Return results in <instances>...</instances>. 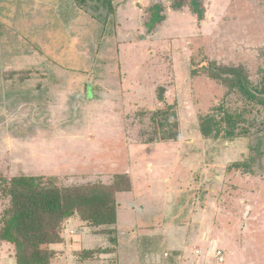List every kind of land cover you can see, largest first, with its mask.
Listing matches in <instances>:
<instances>
[{"label":"rangeland","instance_id":"1","mask_svg":"<svg viewBox=\"0 0 264 264\" xmlns=\"http://www.w3.org/2000/svg\"><path fill=\"white\" fill-rule=\"evenodd\" d=\"M75 1L0 0L20 45L0 54V175L64 187L126 174L132 186L117 197L120 214L143 208L164 233L210 237L227 264H264V154L254 135L200 131V116L221 104L249 107L202 65L243 66L252 81L263 79L264 0H200L203 19L191 0H113L108 14L93 0ZM101 12L106 21L93 15ZM22 42L26 54L16 55ZM173 103L178 137L162 139L154 113ZM251 156V171L229 168ZM8 206L0 189V216Z\"/></svg>","mask_w":264,"mask_h":264},{"label":"trees","instance_id":"2","mask_svg":"<svg viewBox=\"0 0 264 264\" xmlns=\"http://www.w3.org/2000/svg\"><path fill=\"white\" fill-rule=\"evenodd\" d=\"M93 1L96 4L94 8H104L108 11L106 14L116 11L113 0ZM86 2L87 0L75 1L77 5H85ZM190 5L198 18L203 19L200 0H191ZM93 15L106 21L107 17L103 12ZM202 66L209 76L219 80L228 91L237 93L249 107L232 112L222 104L217 106V112L200 116L201 133L211 139H234L238 136L254 135L256 153L264 154V74L263 79L255 82L243 66H217L215 63L211 67ZM198 68V64H195L193 73H197ZM38 88L40 85L36 87ZM61 88L62 85L57 88V94ZM165 91L164 86L158 85L156 95L159 100L165 99ZM175 105L173 103L154 113V116L163 119L158 122L160 128L166 130L160 137L162 139L178 137L175 130L178 122L175 120L176 112L173 111ZM254 126L256 130L253 131ZM253 159L255 161L251 156L250 161L234 162L229 168L245 167L247 171H251ZM131 186L130 177L123 173L114 174L110 182L64 187L56 185L53 180L46 183L40 175H0V189L9 196V206L0 216V242L12 246L17 264H49L58 252L50 246L61 244L65 250L70 248V244L65 245L68 237H72L68 234L69 229L74 232L88 229L94 238H109L111 243L117 244V197L120 193L131 191ZM207 194V189L203 188L199 191V198L203 200ZM64 249L60 252L64 253ZM110 250H113L110 246L103 248L98 245L89 250L86 256L91 257Z\"/></svg>","mask_w":264,"mask_h":264},{"label":"crops","instance_id":"3","mask_svg":"<svg viewBox=\"0 0 264 264\" xmlns=\"http://www.w3.org/2000/svg\"><path fill=\"white\" fill-rule=\"evenodd\" d=\"M1 16L0 14L1 29L3 31L10 29L11 31L4 33L0 29V54H8L7 47L12 49L20 46L18 43L19 37L15 35V32L19 30L11 28L8 20L2 19ZM14 38L17 39L16 42H14ZM24 44L25 42H22V48L18 49L16 55L26 54ZM12 51L14 50L12 49ZM15 67L13 68L15 69ZM0 69L2 70L3 68L0 67ZM3 78L1 77L0 82L4 80ZM16 80L14 79V81ZM123 210L124 212L120 214L118 208L117 244L111 243L109 238H94L88 229L75 230V234H72V237L69 236L68 243L66 242L65 244L66 246L70 244V248H68L70 250H65L61 244H55L54 248L58 252L49 264H193L195 261L212 264L210 260L206 259L210 256L209 244H207L208 241L210 242V237L206 238L207 242H201V237L195 240L189 238V236L181 238L178 234H167L163 230L165 226L161 228V225L158 227V224L147 223L151 220V215L148 216L143 208L138 209V207H135V211L132 209ZM170 216L167 215L164 219H170ZM183 224L176 221L173 224V228L180 230L184 227ZM200 226V222L195 223V225L189 223L186 229ZM157 229L160 230L158 233H150ZM179 240H183V242L180 243ZM167 243L169 247L165 246ZM98 245L103 248L110 246L113 250L107 253H99L100 256L96 253L94 258L86 256L89 250L94 249ZM194 246L201 248L202 253L200 256L194 254ZM61 249H64L63 255L60 254ZM77 255L80 257H77ZM103 255H106V257H103ZM99 257L102 258V262H99ZM91 259H94V261ZM0 264H17L13 248L7 243L0 245Z\"/></svg>","mask_w":264,"mask_h":264},{"label":"built area","instance_id":"4","mask_svg":"<svg viewBox=\"0 0 264 264\" xmlns=\"http://www.w3.org/2000/svg\"><path fill=\"white\" fill-rule=\"evenodd\" d=\"M73 231V229H69L68 234H72ZM208 250L210 252V256L206 259L210 260L212 264H226V253L223 249L210 247ZM193 251L196 256H200L202 253L201 248L197 246L193 247Z\"/></svg>","mask_w":264,"mask_h":264}]
</instances>
